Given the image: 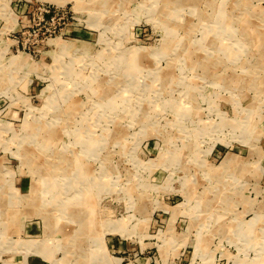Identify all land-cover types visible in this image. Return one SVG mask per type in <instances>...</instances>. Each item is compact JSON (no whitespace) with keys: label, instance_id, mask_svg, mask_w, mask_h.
Returning a JSON list of instances; mask_svg holds the SVG:
<instances>
[{"label":"rangeland","instance_id":"obj_1","mask_svg":"<svg viewBox=\"0 0 264 264\" xmlns=\"http://www.w3.org/2000/svg\"><path fill=\"white\" fill-rule=\"evenodd\" d=\"M116 263L264 264V0H0V264Z\"/></svg>","mask_w":264,"mask_h":264},{"label":"bare ground","instance_id":"obj_2","mask_svg":"<svg viewBox=\"0 0 264 264\" xmlns=\"http://www.w3.org/2000/svg\"><path fill=\"white\" fill-rule=\"evenodd\" d=\"M114 1V0H113ZM119 2V1H118ZM161 4V3H160ZM164 4V3H163ZM165 5V4H164ZM163 5V6H164ZM105 7V6H104ZM165 7V6H164ZM109 9V8H108ZM162 10V9H161ZM163 12V11H162ZM177 15V14H176ZM227 22V21H226ZM67 49V48H66ZM56 51V50H55ZM136 56V55H135ZM15 59H19L18 57H14ZM20 60V59H19ZM131 60V59H130ZM32 65V64H31ZM128 69H132L133 68V66H131V64H130V62L128 63ZM136 66V65H135ZM69 69V68H68ZM129 71V70H128ZM135 71H136V69H135ZM106 85V84H105ZM110 86V85H109ZM102 88V87H101ZM127 91V90H126ZM124 93V92H123ZM126 93V92H125ZM122 94V93H121ZM121 97H122V95H121ZM121 102V101H120ZM119 104V103H118ZM140 120V119H139ZM41 136H43V135H41ZM98 143V142H97ZM80 156V155H79ZM163 156V155H162ZM170 156V155H169ZM74 157V156H73ZM172 157V156H171ZM79 158V157H78ZM77 158V159H78ZM81 160V159H80ZM81 162V161H80ZM84 166V165H83ZM71 171V170H70ZM87 175V174H86ZM62 176V175H61ZM66 176V175H65ZM82 176V175H81ZM67 177H69V176H67ZM71 177V176H70ZM87 177V176H86ZM105 177V176H104ZM89 179V178H88ZM87 179V180H88ZM86 180V179H85ZM76 181H77V179H76ZM81 181V180H80ZM63 182V181H62ZM88 182V181H87ZM104 182V181H103ZM85 184V183H84ZM84 184H82V186L84 185ZM62 185H64V184H62ZM85 185H87V184H85ZM102 185V184H101ZM53 186V185H52ZM76 186V185H75ZM80 188V187H79ZM56 192V191H55ZM77 192V191H76ZM78 203H80V201L78 202ZM43 204V203H42ZM80 206V205H79ZM179 206V205H178ZM48 207V206H47ZM80 207H82V206H80ZM183 207V206H182ZM84 208V207H83ZM197 250V249H196ZM198 255V254H197ZM117 264V263H116Z\"/></svg>","mask_w":264,"mask_h":264}]
</instances>
